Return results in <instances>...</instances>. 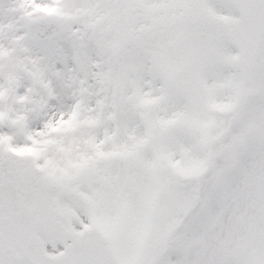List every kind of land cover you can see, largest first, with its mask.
Instances as JSON below:
<instances>
[{"label": "snow or ice", "instance_id": "6c2138e0", "mask_svg": "<svg viewBox=\"0 0 264 264\" xmlns=\"http://www.w3.org/2000/svg\"><path fill=\"white\" fill-rule=\"evenodd\" d=\"M0 264H264V0H0Z\"/></svg>", "mask_w": 264, "mask_h": 264}]
</instances>
